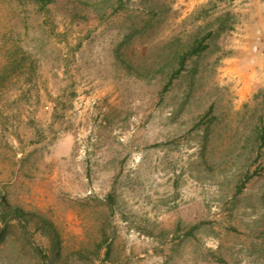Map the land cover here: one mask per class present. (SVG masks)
<instances>
[{
  "label": "rangeland",
  "instance_id": "rangeland-1",
  "mask_svg": "<svg viewBox=\"0 0 264 264\" xmlns=\"http://www.w3.org/2000/svg\"><path fill=\"white\" fill-rule=\"evenodd\" d=\"M262 126L264 0H0V264H264Z\"/></svg>",
  "mask_w": 264,
  "mask_h": 264
},
{
  "label": "trees",
  "instance_id": "trees-1",
  "mask_svg": "<svg viewBox=\"0 0 264 264\" xmlns=\"http://www.w3.org/2000/svg\"><path fill=\"white\" fill-rule=\"evenodd\" d=\"M206 37H203L201 39H196L195 42L188 48V51L180 56L179 68L176 71V73H179V71L183 69L184 62L187 58L195 56L197 53H199L201 50L205 48V46L202 47L201 45ZM255 131H256L257 140L259 142H264V126L260 128L258 127ZM14 213L16 216L20 215V212L18 210H16Z\"/></svg>",
  "mask_w": 264,
  "mask_h": 264
}]
</instances>
